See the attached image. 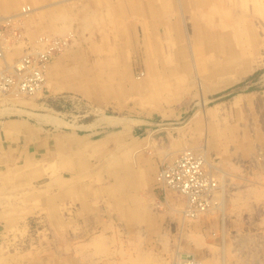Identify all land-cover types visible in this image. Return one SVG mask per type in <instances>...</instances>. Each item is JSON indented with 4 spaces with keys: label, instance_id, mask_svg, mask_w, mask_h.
I'll return each instance as SVG.
<instances>
[{
    "label": "rangeland",
    "instance_id": "374dc122",
    "mask_svg": "<svg viewBox=\"0 0 264 264\" xmlns=\"http://www.w3.org/2000/svg\"><path fill=\"white\" fill-rule=\"evenodd\" d=\"M43 1L0 0L1 30L18 26L22 34L7 52L10 60L27 46L38 47L40 36L67 39L47 64L41 91L0 97L3 118L26 114L56 129L82 122L87 130L79 133L95 131L99 143L93 163L97 175L107 173L106 163L114 170L116 160L127 156L132 165L135 156L151 161L154 181L165 159L189 147L206 149L207 159L227 177L243 175L244 163L263 158L264 143L258 151L244 139L254 138L257 129L264 132V0H189V5L185 0H68L36 9ZM22 5L29 10L21 13ZM57 10L64 15L58 17ZM46 114L64 123L46 122ZM101 115L119 122L106 123ZM172 206L179 211L171 213L174 217L191 224L188 234L138 230L135 238L113 227L88 244L101 255L91 264H172L176 252L192 253L204 264H264V203L248 208L249 213L239 210L246 226L233 222L232 228L237 209L228 200L223 217L215 211L183 219L181 202L176 199ZM21 225L23 231L13 239L18 247L6 252L25 247L36 254L33 264L39 263L41 245L44 256L48 248L83 250L72 244V228L69 242L47 243L50 231L39 212ZM215 251L221 252L219 259L209 260Z\"/></svg>",
    "mask_w": 264,
    "mask_h": 264
},
{
    "label": "crops",
    "instance_id": "0c3cea01",
    "mask_svg": "<svg viewBox=\"0 0 264 264\" xmlns=\"http://www.w3.org/2000/svg\"><path fill=\"white\" fill-rule=\"evenodd\" d=\"M56 1L45 0L35 8H47L68 0ZM185 4L189 5V0H185ZM56 13L61 17L65 12L57 10ZM247 69L245 64L242 72ZM83 126L85 124L79 122L73 127L62 125L60 128L65 130L56 129L26 114L9 118L0 115V248L3 249L0 264L34 263L36 254L25 247L6 252L9 247H18L19 241L13 239L23 231L22 221L33 212L40 213L50 231L49 236L46 235L47 243L48 240L53 243L54 239L57 245L59 241H68L72 228V244L83 246L78 254L59 251L55 246L56 249L48 248L44 256V245H41L38 264H91L101 255L88 244L93 242V236L102 237L100 233L106 235L113 227L131 231L135 238L138 230L159 232L168 237L174 236L176 230L182 235L191 230L190 223L171 214L177 215L172 206L176 199L181 204L183 199L173 191L162 190L153 181L154 166L149 159L141 161L133 156L131 165L125 156L116 160L114 170L106 163L107 173L97 175L93 163L99 143L93 139L95 131L79 133L87 130ZM262 128L264 131V123ZM244 142L260 151L264 132L257 129L254 138L245 137ZM123 145L127 150L126 144ZM249 149H243V154ZM202 150L210 158L208 151ZM250 163H244L243 175L227 177L224 173L222 176L226 193L229 190V205L237 209L230 218V228L233 222L246 226L244 219L239 217V210L249 213V209H257L264 203V156ZM67 202L74 207L66 209ZM244 204L247 208L239 209ZM213 254L208 258L216 261L221 252Z\"/></svg>",
    "mask_w": 264,
    "mask_h": 264
},
{
    "label": "built area",
    "instance_id": "2783aa9c",
    "mask_svg": "<svg viewBox=\"0 0 264 264\" xmlns=\"http://www.w3.org/2000/svg\"><path fill=\"white\" fill-rule=\"evenodd\" d=\"M21 10L26 12L28 6ZM11 20L12 17L7 19ZM1 26L4 25H0V97L31 96L41 91L45 86L47 64L65 48L67 39L40 36L38 47L27 46L21 56L10 60L7 52L14 42L22 39V34L18 26L6 32ZM220 171L222 169L206 160L201 152L186 148L160 164L155 183L162 190L177 193L183 199V215L192 219L223 205L227 193ZM171 263L203 264L189 252H176Z\"/></svg>",
    "mask_w": 264,
    "mask_h": 264
},
{
    "label": "bare ground",
    "instance_id": "6f19581e",
    "mask_svg": "<svg viewBox=\"0 0 264 264\" xmlns=\"http://www.w3.org/2000/svg\"><path fill=\"white\" fill-rule=\"evenodd\" d=\"M58 1V0H57ZM56 1V2H57ZM132 1H134V0H132ZM60 2V1H59ZM7 2L5 1V4H6ZM138 3V2H137ZM50 4V3H49ZM1 5H2V3H1ZM5 6V5H4ZM23 6H28V5H22L21 6V8L23 7ZM45 6V5H44ZM21 8H20V11H21V13H25V12H23L22 10H21ZM2 9V8H1ZM7 10V9H6ZM28 10H29V7H28ZM27 10V11H28ZM117 10V9H116ZM26 11V12H27ZM129 11V10H128ZM114 14V13H113ZM140 14V13H139ZM135 16V15H134ZM167 16V15H166ZM168 17V16H167ZM126 18V17H125ZM129 18H130V16H129ZM132 18V17H131ZM121 20H123L122 18H120ZM127 20H128V18H127ZM124 21V20H123ZM135 24V23H134ZM119 25V24H118ZM183 24L181 23V26H182ZM120 26V25H119ZM136 26H137V24H136ZM184 27V26H183ZM137 28V27H136ZM123 29H124V27H123ZM122 29V30H123ZM166 30V29H165ZM158 31V30H157ZM184 31H185V34H186V30H185V27H184ZM123 32H125V29L123 30ZM140 32V31H139ZM121 33V32H120ZM122 35V34H121ZM156 35V34H155ZM186 36V35H185ZM159 37V36H158ZM126 41H127V39H126ZM137 42V41H136ZM139 42V41H138ZM190 51H193V49L190 47ZM107 57V56H106ZM110 58V57H109ZM191 60H192V58H191ZM195 73V72H194ZM127 81V80H126ZM45 82H46V80H45ZM133 84V83H132ZM86 86V85H85ZM80 88H81V86H80ZM134 89H139V87H135V85H134ZM88 90H90V89H88ZM92 91V90H91ZM134 91V90H133ZM94 96V95H93ZM96 96V95H95ZM5 109V108H4ZM16 109H18V108H16ZM22 110V109H21ZM1 111V110H0ZM14 111V110H13ZM19 111V110H18ZM4 112V111H3ZM7 112V111H6ZM26 112L28 113L29 111H27L26 110ZM36 115V114H35ZM42 117V116H41ZM100 119L102 120V121H104V122H106V123H109V124H115V123H117V122H119L118 120H115V119H112L111 118V116H107V115H101L100 116ZM43 120L45 121L46 120V122H50V123H53V124H55V125H60V124H63L64 122H63V120H61V118H59L58 116H56V115H48L47 116V114H46V116L45 117H43ZM117 121V122H116ZM95 124V123H94ZM190 149H192V148H190ZM194 150H196V151H199V152H201L204 156H205V158H206V160H208L209 162H211L209 159H207L208 157H207V155H206V153L204 152V150H202V149H194ZM207 152V151H206ZM224 171V170H223ZM223 171H220V178H222V175H223V173H225V172H223ZM227 198H224V200H223V205L221 206V207H219V208H214V209H211V210H208V211H206V212H204L205 213V215H206V213H209V212H215V211H218V212H215L216 214H218L219 216H222L223 217V215L225 214V209H226V203H227ZM229 203V202H228ZM228 206V205H227ZM182 208H183V203H182ZM175 209H177V208H175ZM174 209V210H175ZM180 210H181V208H180ZM175 211H177V212H179L178 210H175ZM177 212H175L176 214H178ZM181 217L184 219V215H183V211L181 210ZM223 214V215H222ZM201 215V214H200ZM199 215V216H200ZM202 215H203V213H202ZM215 215V214H214ZM178 216V215H177ZM198 216V217H199ZM186 218V217H185ZM134 230V229H133ZM91 255V254H90ZM202 262V261H201ZM165 263V262H164ZM204 264V263H203Z\"/></svg>",
    "mask_w": 264,
    "mask_h": 264
},
{
    "label": "trees",
    "instance_id": "16d2710c",
    "mask_svg": "<svg viewBox=\"0 0 264 264\" xmlns=\"http://www.w3.org/2000/svg\"><path fill=\"white\" fill-rule=\"evenodd\" d=\"M235 93V91H232L231 93H229V95H232V94H234Z\"/></svg>",
    "mask_w": 264,
    "mask_h": 264
}]
</instances>
